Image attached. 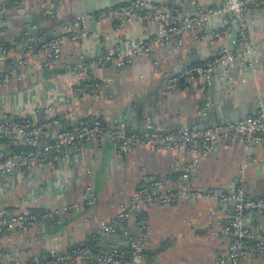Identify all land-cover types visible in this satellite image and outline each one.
Segmentation results:
<instances>
[{
    "label": "crops",
    "instance_id": "1",
    "mask_svg": "<svg viewBox=\"0 0 264 264\" xmlns=\"http://www.w3.org/2000/svg\"><path fill=\"white\" fill-rule=\"evenodd\" d=\"M43 2L45 0H21L12 5L4 20L6 26L0 27V40L13 48L9 60L24 59L27 62L26 66L12 67L25 75L22 80L0 85V117L3 114L15 118L29 116L38 104L48 101L54 102L57 115L64 116L67 109L58 97L68 81L66 69L77 58L76 55L71 57L75 44L67 42L59 60L48 69L38 67L46 60V52L36 46L28 49L22 30L26 25V14L35 12L36 8L41 10L39 24L44 28V34L47 30L64 31L62 22L75 19L78 12L84 11V16L94 15L96 18L87 19L89 32L80 42L81 48L87 52L84 56L88 58L117 44L124 45L129 39L143 38L147 29L156 27V22L147 25L142 20L117 27L100 15L104 0H61L57 6L58 17H53L52 21L44 17ZM166 3L171 5L169 0ZM211 5L209 0H200L199 9L205 10ZM185 8L188 12L192 10L191 6ZM245 17L250 24V40H264V11L248 13ZM210 24V29L228 27L217 21ZM204 32L197 27L187 29L182 46L178 47L174 40L158 44L151 58L142 63L134 61L122 71L93 69L92 81L105 82L108 79L110 82L95 95L85 92L77 96L73 113L77 118L96 114L110 125L113 120L121 119L130 131L140 129L144 118L151 115L165 130L176 131L185 124L210 123L198 113V108L205 102L213 104L210 113L214 118L213 112H218V117L223 119L236 113L256 112L260 104L264 106V44L257 47L258 64L251 77L241 71L238 64H232L212 73L209 82L182 84L164 95L165 72H173L179 66L205 64L227 46L226 38L204 37ZM155 63L158 65L157 74L154 73ZM132 106L134 111L129 114ZM62 124L66 125L64 118ZM0 148L10 149L6 142H0ZM247 155L257 161L244 170L246 194L250 198L264 197L262 144H245L240 140L232 144L219 142L205 155L188 149L143 144L121 153L113 142L107 140L100 145V150H94L92 146H87L82 154L72 148L64 150L46 162L37 174L26 170L21 175H10L7 181L0 183V210L14 213L70 207L51 220L39 222L34 228L1 235L0 264H15V261L30 264L35 255L47 254L51 250L67 251L76 245H85L93 236L100 237L102 222L111 221L120 208L127 207L136 189L155 181H162L163 189L179 190L188 184L207 191L211 196L193 202L179 200L173 204H145V240L140 264H211L216 253L230 243L229 237L220 233V228L230 218L232 206L220 202L218 196L233 188ZM186 166H190V173L184 183L180 175ZM89 167L91 171L88 173ZM88 185L97 196L96 204L91 207L81 201V194ZM29 193L30 199L27 198ZM243 224L255 232L251 214L245 215ZM259 229L264 232V218ZM139 232L137 224L131 222L126 230L118 229L115 234L101 239L98 250L111 253L120 249L126 254L128 238L138 236ZM240 264L263 263L252 257Z\"/></svg>",
    "mask_w": 264,
    "mask_h": 264
},
{
    "label": "built area",
    "instance_id": "2",
    "mask_svg": "<svg viewBox=\"0 0 264 264\" xmlns=\"http://www.w3.org/2000/svg\"><path fill=\"white\" fill-rule=\"evenodd\" d=\"M21 0H0V22L6 20L12 5ZM76 1V0H74ZM104 7L100 15L108 18L117 27L142 20L149 25L156 22L154 29H147L145 37L129 39L126 43L100 51L93 57H85L86 50L81 48L80 42L88 35L87 19L96 18L94 15H82L72 20L62 22L64 31L51 32V34H33L25 39L28 49L36 46L46 52V60L38 65L41 69H48L51 64L59 60L67 42H73L72 56L76 60L66 69L68 81L64 85L61 101L66 106L65 115H57L53 101L38 104L29 116L12 117L3 114L0 117V142H6L10 149L0 148V183L7 181L10 175L23 174L24 171L38 173L40 168L48 161L61 155L64 150L72 148L76 153L82 154L87 146L100 150L104 141L113 142L118 151L127 153L139 145L156 146L167 149H188L195 153L205 155L219 142L235 143L237 140L245 144L264 145V106L259 105L255 114L246 115L237 120H227L222 124L200 123L185 124L176 131H167L160 126L151 115L143 120L140 129L130 131L123 120H113L110 125L96 114L91 117L77 118L72 111L77 96L88 92L95 95L108 86L110 80L95 82L90 79L93 69L111 68L122 71L132 62L142 63L151 58L158 44L174 40L179 47L182 46L184 34L187 29L201 28L204 37L226 38L227 46L220 54L214 56L205 64L179 66L173 72H165L166 85L164 95L170 94L182 84L202 81L209 82L211 74L217 67L229 64H238L239 69L253 70L257 67V47L264 44L263 39L250 40V24L246 14L257 13L264 10V0H209L211 6L205 10L199 9L200 0H178L191 6L186 17H182L181 10L168 5L166 0H128L124 3H112L104 0ZM61 0H45V13L51 17H58L57 6ZM195 9V10H194ZM221 16H224L223 21ZM217 21L228 27L209 28L210 22ZM233 24H230L232 23ZM211 25V24H210ZM37 29L35 23L30 27ZM238 32V34L236 33ZM12 46L0 40V85L4 82L20 81L24 74L16 68L26 66L24 59L9 60ZM154 73H158V65ZM232 86L233 84H231ZM57 99V98H55ZM208 103L198 108V113L205 116ZM134 111L129 108V114ZM63 118L66 125H63ZM130 131V133H128ZM255 158L247 155L241 163L239 176L230 190L221 192L218 200L229 203L232 213L221 226L220 233L230 239L226 249L216 253L211 264H240L252 257L259 258L264 264V232H260L259 224L264 218V197L250 198L246 194L244 184V170ZM89 167L87 172L89 173ZM190 166L184 168L180 175L182 181L187 183ZM162 181L145 184L136 189L129 198V205L120 208L111 221L102 222L100 237L91 246L84 249L72 248L69 251L58 252L51 250L47 254L33 256L30 264H140L144 249L146 215L143 206L149 202L173 204L179 200L193 202L199 198L211 196L207 191L192 188L188 184L179 190L163 189ZM157 189L161 191L157 192ZM31 198V193L27 195ZM81 201L86 206H94L97 196L91 186H86L81 194ZM63 208H40L23 212H9L0 210V236L16 231H25L34 228L39 222L55 218ZM246 214H251L255 223V232L243 224ZM135 222L140 229L139 235L128 238L127 252L114 249L111 253L96 255L91 248L98 245L104 236H109L115 230H126L129 223ZM124 256V257H122ZM15 264H22L15 261Z\"/></svg>",
    "mask_w": 264,
    "mask_h": 264
},
{
    "label": "water",
    "instance_id": "3",
    "mask_svg": "<svg viewBox=\"0 0 264 264\" xmlns=\"http://www.w3.org/2000/svg\"><path fill=\"white\" fill-rule=\"evenodd\" d=\"M126 1H128V0H113L112 1V3H124V2H126ZM169 2H170V4L172 5V6H175V7H177V8H179L180 10H181V12H182V17L184 18V17H186V12H185V3H183V2H180V1H178V0H169ZM77 6V5H76ZM103 7H104V5H103ZM195 10V9H194ZM262 11H264V10H262ZM84 12V11H83ZM83 12H78V14H76V16L77 17H79V16H82V15H84V13ZM40 15H41V10H39L38 8H36L35 9V12H30L29 14H26V25H24L23 26V32H26L27 33V36H25V39H27V37L28 36H30V35H33V34H42V33H44V28H41L40 27V24H39V22H40ZM44 17H46V18H48V19H50V20H52V21H54V18L53 17H51V16H49V15H47L46 14V16H44ZM221 18H222V21H223V18H224V16H221ZM34 22H36V25H37V29H35V30H33V29H31L30 27L32 26V24L34 23ZM230 24H233V22L232 23H230ZM8 25H11V24H8ZM1 26H6V22H4V21H1L0 22V27ZM46 34H51V30H47L46 32H45ZM171 41H173V40H171ZM229 66H231V64H229L228 66H225V68H227V67H229ZM4 66L3 65H0V69L1 68H3ZM219 68H222V67H217V69L215 70V71H213V73H215V72H217L218 71V69ZM255 70V68L253 69V70H250L249 68H246L245 70H244V72L246 73V75L248 76V77H251L252 76V74H253V71ZM165 85H166V80H164V82H163V84H162V90L164 91V89H165ZM212 103L211 102H209L208 103V108L206 109V113H208L209 115H205L204 116V119H207V120H209V122L211 123V124H222V123H224L225 121H227V120H237V119H240V118H242V117H244V116H246V115H249V114H255L256 112H246V113H240V114H238V113H236L233 117H231V118H229V119H223V118H219L218 117V115H219V113L218 112H213L214 114H215V118L213 117L214 115H212L211 113H210V111H211V107H212ZM128 133H130V131L128 132ZM118 230H115L114 232H112L111 234H115L116 232H117ZM103 238H108V236L106 237V236H104ZM92 253H95V254H97V255H100V254H108L107 252H99V250L97 249V250H93V252Z\"/></svg>",
    "mask_w": 264,
    "mask_h": 264
},
{
    "label": "trees",
    "instance_id": "4",
    "mask_svg": "<svg viewBox=\"0 0 264 264\" xmlns=\"http://www.w3.org/2000/svg\"><path fill=\"white\" fill-rule=\"evenodd\" d=\"M93 237H96V236H93ZM95 240L93 239V238H91L85 245H76V246H74L73 248H78V249H84V248H86V247H88V246H91L92 244H93V242H94ZM99 247L96 245V246H94V247H92L91 248V252H93V250L95 249V250H97ZM72 249V248H71ZM70 250V249H69ZM69 250H67V251H69Z\"/></svg>",
    "mask_w": 264,
    "mask_h": 264
}]
</instances>
